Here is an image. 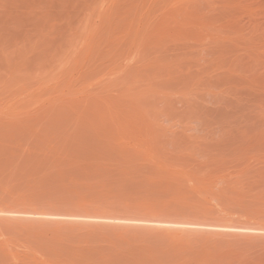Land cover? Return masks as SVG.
Returning <instances> with one entry per match:
<instances>
[{"label":"rangeland","instance_id":"obj_1","mask_svg":"<svg viewBox=\"0 0 264 264\" xmlns=\"http://www.w3.org/2000/svg\"><path fill=\"white\" fill-rule=\"evenodd\" d=\"M0 264H264V0H0Z\"/></svg>","mask_w":264,"mask_h":264}]
</instances>
